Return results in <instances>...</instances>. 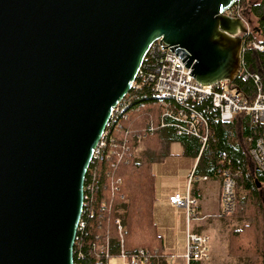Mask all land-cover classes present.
Instances as JSON below:
<instances>
[{
	"label": "water",
	"instance_id": "obj_1",
	"mask_svg": "<svg viewBox=\"0 0 264 264\" xmlns=\"http://www.w3.org/2000/svg\"><path fill=\"white\" fill-rule=\"evenodd\" d=\"M238 1L0 0V264H74L93 151L149 47L184 50L201 85L233 83Z\"/></svg>",
	"mask_w": 264,
	"mask_h": 264
},
{
	"label": "trees",
	"instance_id": "obj_2",
	"mask_svg": "<svg viewBox=\"0 0 264 264\" xmlns=\"http://www.w3.org/2000/svg\"><path fill=\"white\" fill-rule=\"evenodd\" d=\"M246 10L256 19V28L243 36L242 69L258 75V87L264 93V0H239L228 14L241 17L239 13ZM253 42L263 46V50H256ZM235 85L250 100L257 92L252 79L237 78ZM122 102L124 107L108 130L112 143L107 141L103 157L94 160L86 174L85 185L92 186L91 201L84 205L81 219L85 228L74 243V264H109L110 259L120 257L121 247L128 260L140 249L149 253V264L161 257L163 242L152 216V167L168 156L173 141L181 143L188 157L197 158L200 153L197 139L178 137L170 130L145 134L148 126L157 124L161 110L150 85L132 88ZM210 135L194 174L215 176L221 166L236 180L237 203L229 217L244 223L228 234V257L245 260V264H264V173L249 155L251 131L239 114L232 125L211 120ZM138 143L143 144V151L137 157ZM120 153L121 159L117 157ZM116 221L120 222L121 233Z\"/></svg>",
	"mask_w": 264,
	"mask_h": 264
},
{
	"label": "built area",
	"instance_id": "obj_3",
	"mask_svg": "<svg viewBox=\"0 0 264 264\" xmlns=\"http://www.w3.org/2000/svg\"><path fill=\"white\" fill-rule=\"evenodd\" d=\"M252 46L262 51L263 46L253 42ZM188 55L184 50L170 47L161 39L153 42L146 52L139 72L132 88L150 85L152 94L158 98L161 105L160 116L157 124L146 128L145 134H153L156 130H170L178 137H191L201 144L200 155L206 150L210 135V121L223 125H232L239 114L244 117L251 135L248 141L252 143L249 155L256 168L264 173V93L258 87L259 77L250 74L245 69L239 72L237 78L241 80L252 79L257 86V92L253 99L242 96L233 83L221 81L214 85H201L198 83L190 68H187ZM123 101V100H122ZM119 102L111 111V118L106 126L100 142L93 151V161L103 157L104 149L112 143L109 138L111 121L118 112L123 109V102ZM128 150V149H126ZM122 153L117 154L119 159ZM225 157V156H224ZM215 176L221 180V217L231 216L237 203V183L228 169L218 167ZM193 179L191 175L190 182ZM207 180V177H203ZM92 186L84 184V205L91 201ZM169 203L177 208H183L187 216V234L185 243V264H202L209 260V238L190 230V224L194 221L205 220L196 210L197 201L190 193L174 194L169 197ZM84 214V206L83 212ZM82 217V216H81ZM121 233L119 221L115 222ZM85 222L80 220L77 226L75 241L84 232ZM125 264H149L150 255L145 250H138L129 260L126 258L123 248L120 257Z\"/></svg>",
	"mask_w": 264,
	"mask_h": 264
},
{
	"label": "crops",
	"instance_id": "obj_4",
	"mask_svg": "<svg viewBox=\"0 0 264 264\" xmlns=\"http://www.w3.org/2000/svg\"><path fill=\"white\" fill-rule=\"evenodd\" d=\"M184 156L185 158L184 160H182L180 165L187 170L186 171L187 172V182L185 185H180L179 183V186L175 188L174 190L166 189L165 191L161 192V189L163 188V186L160 185L158 188L157 186L158 182L154 176L155 199L152 205V216H153V222L155 224L157 234L162 239V242H163V252L161 254V257H157L156 258L157 260L155 259L156 261L155 264H158V263L159 264H172V263H167V260L165 261L166 259L165 256L170 254V253H166L165 250L167 249L169 251L171 250L173 251L175 249L174 247L175 245L172 243L173 236H174L173 231H175V228L171 229L169 228V226H172V224L177 222L179 223V229L180 230L184 229L187 234L188 226H187V216H186L185 209L174 207L169 203V197L174 194L184 195L187 192H189L191 197L196 199L197 201L196 210L198 214L204 217L210 216V218H206L205 220H201V221H194V222H191L190 224V230L192 232L206 235L209 238V257H210L209 260L216 252L215 249H213L212 247V253H211L210 238L214 237L215 248L219 240L222 239L225 241L223 235H221V232L219 230L222 224H225L226 222L225 220H229V218L220 216L221 215V200H220L221 180L216 176H207L205 174L195 175L194 170H195V165L198 164V160H199L198 157L197 158L188 157L185 154ZM192 160H194V162H191ZM164 163L166 165V166L164 165L165 167L170 165L171 166L170 168L172 169L175 163L177 162L168 161V158L166 157L162 162H159L156 164L163 165ZM153 167H152V171H153ZM192 174H193V179L190 182V178ZM203 177H207V180H203L202 179ZM160 228H162L163 231H161ZM236 228H239V227H236ZM228 234L229 233H227V238H228ZM184 241H185L184 242L185 244L186 243L185 237H184ZM183 256L184 255L170 254L168 255V258L171 261H174L175 259H181L183 261V264H185ZM111 260L112 259L109 260V264H112ZM153 263L154 262H152V264Z\"/></svg>",
	"mask_w": 264,
	"mask_h": 264
},
{
	"label": "rangeland",
	"instance_id": "obj_5",
	"mask_svg": "<svg viewBox=\"0 0 264 264\" xmlns=\"http://www.w3.org/2000/svg\"><path fill=\"white\" fill-rule=\"evenodd\" d=\"M249 3H257L260 0H248ZM234 14H230V16H233ZM239 15L248 25V29L249 32L254 30L256 28V19L250 14V12L248 10L243 11L241 13H239ZM160 116V114H159ZM159 119V118H158ZM158 122V121H157ZM155 126V125H154ZM143 151V144L142 143H138L137 147H136V156L138 157L139 154ZM168 161H174L177 162L175 163L174 167L176 168H170L171 166H167L165 167V163L163 165H158L155 164L153 167V175L155 176V179L158 182V188L160 185L163 186V188L161 189L162 191L167 190H174L175 188H177L180 185H185L187 182V170L185 168H183L180 163L182 162V160H184L185 156H184V152H183V147L182 145L177 142V141H173L170 143L169 146V152H168ZM191 162H194V160H192ZM165 165V166H164ZM197 164L195 165L196 168ZM173 170V171H172ZM172 171V173H171ZM262 194L264 195V188L262 190ZM229 218V220H225V224H222L221 228H220V232L221 235H223L224 240H219L218 244L214 245L215 239L214 237L210 238V245H211V253H212V247L213 249H215V254L211 257V259L205 263L202 264H245V260H241V259H235V258H230L228 257V238H227V233H229L232 229H236V227H240L241 225H243L244 221L236 219V218H231V217H226ZM169 228H175V231H173V244L175 245V249L172 251L169 250H165L166 253H170V254H174V255H184L185 254V244H184V237L186 240V232L185 230H180L179 229V223L175 222L174 224H172V226H169ZM231 229V230H230ZM161 231H163L162 228H160ZM230 230V231H229ZM176 250V251H175ZM168 254V255H170ZM168 255L165 256V261L167 260V263H172V264H183V261L181 259H175L174 261H171L168 258ZM157 257H155L153 259V264H155V259ZM164 258V256H163ZM157 260V259H156ZM112 264H123L124 261L120 260V259H116L113 258L111 260ZM159 264V263H158Z\"/></svg>",
	"mask_w": 264,
	"mask_h": 264
}]
</instances>
